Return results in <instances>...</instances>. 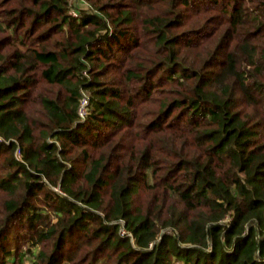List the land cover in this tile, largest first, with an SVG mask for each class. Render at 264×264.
<instances>
[{"label": "trees", "instance_id": "obj_1", "mask_svg": "<svg viewBox=\"0 0 264 264\" xmlns=\"http://www.w3.org/2000/svg\"><path fill=\"white\" fill-rule=\"evenodd\" d=\"M70 1L0 0V264H264V0Z\"/></svg>", "mask_w": 264, "mask_h": 264}, {"label": "built area", "instance_id": "obj_2", "mask_svg": "<svg viewBox=\"0 0 264 264\" xmlns=\"http://www.w3.org/2000/svg\"><path fill=\"white\" fill-rule=\"evenodd\" d=\"M69 13L73 17H76V18L80 17L79 10H77V9H71V12H69ZM88 113H89V95H88V93L86 91H82L81 92V97L79 99V104H78V107H77V114H78L79 120H81V121L85 120V118L88 116ZM15 156H16V158L20 159L21 153H20L19 148H16ZM120 234L121 235H128L130 237L132 236L130 232H127L124 229V226H122L120 228Z\"/></svg>", "mask_w": 264, "mask_h": 264}, {"label": "rangeland", "instance_id": "obj_3", "mask_svg": "<svg viewBox=\"0 0 264 264\" xmlns=\"http://www.w3.org/2000/svg\"><path fill=\"white\" fill-rule=\"evenodd\" d=\"M70 6L73 7V9H77V10H81V11H90L91 10V7H90L88 1H86V0H71ZM69 12H71V9L69 10ZM79 14H80V11H79ZM84 91H86L89 95V91H87V90H84ZM55 190L58 192L60 191L59 188H55ZM42 208L44 209L43 206H42ZM130 240H131V243H134V238L132 236H131ZM33 250L36 252L37 247H34ZM31 258L32 257L26 255L25 256V264H31ZM62 264H68V263L64 262Z\"/></svg>", "mask_w": 264, "mask_h": 264}]
</instances>
